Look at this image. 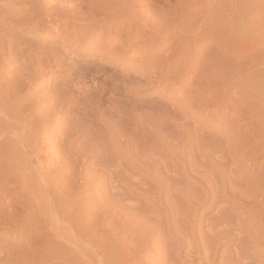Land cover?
Wrapping results in <instances>:
<instances>
[{
    "label": "rangeland",
    "instance_id": "374dc122",
    "mask_svg": "<svg viewBox=\"0 0 264 264\" xmlns=\"http://www.w3.org/2000/svg\"><path fill=\"white\" fill-rule=\"evenodd\" d=\"M21 1L0 0V13L3 12L0 15V29L3 27V30H0L2 37L0 47L3 46L2 48L8 53L11 45L21 47L25 41L28 43L22 45L20 48L22 52L19 50L22 55L19 54L16 64L12 66L28 59L29 54L34 53L36 57L38 55L34 65L37 63L36 70L39 69L30 82L25 79V82H29L31 86L28 88L26 102H30L31 104L27 103L32 105V108L34 107L33 110L31 109V117L33 116L31 119H36V117L39 119H33L35 125L36 123L41 125L45 121L50 122L40 131L38 146L36 145L35 148L36 154L32 152L29 154L21 146L14 144V153L17 150L23 152L20 151L21 154L20 152L18 154L17 151V155L15 154L17 163L19 160L21 163L19 162V165L14 163L18 165L14 166L19 167V170L23 165L25 168L30 164L28 168H25L26 170L24 168L23 170L30 178L28 180L27 177V182L31 188H34L32 191L36 190L38 193L40 191L41 194L44 188H50L49 185H53L63 193L65 192L68 199L75 200V206L78 203L81 208H84L80 209L84 217L82 223L89 229L85 228L88 231L85 232L86 235L92 233L91 237L87 235L91 240L84 235L87 241L82 238L79 247L70 248L72 250L67 251L69 255L64 253L66 255L63 254L62 257H67L68 261L71 258V262L81 259L79 261L81 264H118L119 262V264H231L232 260L234 264L237 262V264H264V181L262 182L264 180V122L261 118L264 119V114L262 115L264 113V80H262L264 79V67L257 62H250L259 53L249 58L245 57L240 61L242 65L240 62L232 61L234 65L232 62L229 64L230 61L225 62L222 64L224 65L222 66L223 71L216 72L213 65L207 63L205 69L210 70L213 67L210 70L213 74L204 70L207 75L200 77L202 81L197 78L204 69L201 68L203 57H206V53L207 56L209 54L206 50L212 47L207 45L202 48L201 45L206 38L203 32L206 28L208 30L211 18V13L205 12L208 9L206 0H198L199 2L195 3L196 7L200 5V10L205 8L202 12L200 11V16H202L197 18V23L191 14L193 10L191 12V8L188 7L194 0H169L171 2L163 0V4L165 3L168 8L166 9L165 4V9L162 5L161 7L156 6L160 9V11L157 10L158 12L153 11L156 8L153 7L152 0H142L143 3H140L142 5L138 4L141 0H132L131 8L132 6L134 8L130 9L132 12H129L128 17L133 16L131 17L133 19L139 17L140 21L130 18L128 26L129 28L132 25L136 27L137 22L135 21H139L140 28H136L138 30L131 32L133 35L130 33L129 36H135L138 39L134 41L135 45L131 46V50L118 51L116 60L109 56L114 53L110 51V47L106 50L108 55L102 56L86 51L83 40L77 42L76 45L72 44L70 42L73 39L71 33L76 28L75 24L70 20H61L59 16L56 17L57 15H50L54 8L50 10L46 7L52 0H45V3L43 0ZM132 1L130 0V3ZM149 1L152 6L147 4ZM223 1L229 3L230 0ZM242 1L247 4L250 0ZM37 2L48 5L43 8L42 3L38 5ZM253 2L260 16L258 22L255 23V31L261 32L264 37V0H253ZM177 4L178 6L183 5L181 9H177ZM169 8L174 11L169 13ZM187 8L190 12L185 10ZM136 9L139 11L134 12ZM39 10L42 13H39ZM44 11L48 13V16H44ZM141 11L146 12L143 16L149 15L148 17L154 24L153 22L151 24L148 17L142 19L143 16H137ZM118 13L121 15L122 12ZM10 14L12 18H8L11 17ZM185 17H187V22ZM236 18L235 22H237ZM147 20H150L149 25ZM130 22L132 25L129 24ZM203 22L204 26L201 24ZM190 24L193 26L200 24L201 29L198 27L191 29ZM151 25H153L152 28ZM35 26L40 30L38 31ZM128 26L124 31L129 30ZM160 26L162 28L165 26L166 30L170 29L166 32L165 27L162 29ZM89 27L85 25L82 30L76 29V31L86 36L84 31ZM143 27L144 30L145 28L148 30L144 31ZM153 28L162 33L158 34ZM32 29L36 33H33ZM139 30H143L144 34ZM137 32L139 35L136 34ZM11 34L15 35L16 39L21 40L23 37L25 41L22 39L23 42L22 40L14 41L18 44H13V40L10 41L13 36ZM9 35L11 39L8 38ZM176 35L180 38V42L184 44L187 42L185 45H189V54L185 50L180 56L176 53L180 51V49L175 50L178 46V39L174 37ZM149 36L154 38V41L150 40ZM7 38L9 40L6 42ZM96 41L95 46L98 43ZM140 41H144L142 51L138 50L143 44ZM111 45H116V42H112ZM2 48L0 51H3ZM25 49L26 52H24ZM245 49L244 51L247 50ZM39 53L49 58L46 61L47 65L43 62L45 58L39 57ZM186 53L187 55L184 56ZM1 54L2 52H0V60L2 58L6 61L10 60L9 55L5 54V57L4 55L2 57ZM176 56L181 62L175 59ZM208 57L213 59L211 55ZM39 59L43 60V64L39 62ZM210 61L208 62L211 63ZM59 62H62V65H57ZM22 64L21 66H24L22 71L32 69L30 65ZM227 64L230 66H225ZM76 65L80 66L78 72L74 70ZM8 73L11 74L10 72L3 74V79L9 77ZM223 80L224 83H222ZM239 86H242V89ZM53 100H56V105ZM80 101H85L84 104L82 103L84 108L90 106L87 109L89 112L83 110L84 108L80 109L82 106ZM85 103L89 106L85 107ZM240 103L243 108L238 109V112L234 107ZM49 104H53L54 107H49L50 112L47 114L46 109L50 106ZM43 111L45 113H42ZM77 111H80L79 115ZM81 112L84 116L80 115ZM71 124L83 129L79 136L73 135V138L71 135L70 138L69 135L70 139L67 140L69 141L67 144L63 141L65 140L63 133L70 127H74ZM5 137V140L12 142L10 135ZM4 138L0 139V142ZM46 141H51L50 147ZM56 146L62 147H57L59 152L55 149ZM38 153L40 156L37 155ZM76 153L81 156H77ZM66 154L71 157L68 158ZM75 159H79V162L75 163L73 161ZM61 166H64L65 170ZM60 170H63V173ZM247 180H251L248 181L251 183ZM7 199L9 200V197H3L0 200V204L6 207L2 205L0 208L4 214L11 212L7 204H4L8 202ZM41 209L37 210L38 213L35 215L43 213ZM11 219L14 217L10 216L9 220ZM1 222L0 250L4 246V249L9 251L11 249L13 252L18 245L20 247L26 242L27 232L23 231L25 225L22 226V222L17 223L21 225V229L19 227L14 230L12 224ZM222 233L224 236L219 235ZM37 237L38 234H34L32 239ZM62 241L66 246L62 248L59 243L60 250H64L68 245L67 241ZM116 249L119 251L117 252ZM242 251L243 257H241ZM0 253H2L0 256L4 255L3 251ZM70 255H73L74 259L69 257ZM77 256L82 258H76ZM121 257H124V260ZM207 257L210 258L209 261L205 260ZM228 258L232 260L228 262ZM71 262L69 261L70 264H75ZM19 264L22 263L19 262Z\"/></svg>",
    "mask_w": 264,
    "mask_h": 264
},
{
    "label": "bare ground",
    "instance_id": "6f19581e",
    "mask_svg": "<svg viewBox=\"0 0 264 264\" xmlns=\"http://www.w3.org/2000/svg\"><path fill=\"white\" fill-rule=\"evenodd\" d=\"M21 1V0H20ZM25 1V0H24ZM29 1V0H28ZM36 1V0H35ZM40 1V0H39ZM44 1V2H43ZM42 2L45 3V0H43ZM132 1V0H131ZM153 1V7L156 8V10L152 9L153 11H156L158 12L157 10L159 9V7L157 8L156 6H160L161 5L164 7L165 5L163 4V0H152ZM169 1V0H168ZM184 1V0H183ZM193 1V0H192ZM191 1V2H192ZM198 0H194V2L191 3L190 6H188V4H190V1H188L189 3L186 5L188 7L191 8V12L193 10V12L191 13L193 16V18H195L196 20V23H197V18L200 16V13L205 9L203 8V10H200L199 7H196L195 6V3L197 2ZM200 1V0H199ZM198 1V2H199ZM207 1V10L205 12L207 13H211V18L209 20V23H208V30L206 28V30H204L205 32L204 35L206 36L205 38V41L202 45V48L203 46H207V45H211L212 47H210V49L206 48L207 52H209L208 56H213V59H210L211 57H208L207 56V53L206 51L204 52V55L206 53V57L204 56L203 57V64L201 65L202 67L201 68H204L201 73L199 74L200 76H198L197 78L200 79V77H204L206 74V71L204 70H208L205 69L206 68V65L208 63V65H213L215 71L217 72L218 70L220 71H223V67L224 65H222L223 63L227 62L229 63L228 61H230L229 64H231L232 61L234 62H240L242 61L245 57H250L252 56L253 54H257L259 53V55H256V57L252 58L253 60H249L250 62L254 63V62H257L260 64V66L264 67V37H262V33L261 32H257L255 31V23L258 22V18H260L258 12H257V8H255V4L253 2V0H250L247 4L244 3V1L242 0H230L229 3H226L224 2L223 0H206ZM228 1V0H227ZM17 2V1H16ZM22 2V1H21ZM26 2V1H25ZM41 2V3H42ZM48 2V1H46ZM139 5H142L140 3H143L142 0L141 2L138 1ZM171 2V1H169ZM186 2V1H185ZM33 3V2H32ZM38 5H40L41 3L40 2H37ZM43 3L41 4V6L43 5ZM133 3V1L130 3V0H52L51 2H49V6H47L46 8L52 10L53 8V11L50 13L51 16H55L57 15L56 17L58 18H61V20L63 19H66V20H70L71 22H73L75 24V27L74 28V32L71 33L72 34V37L73 39L70 40V42H72V44L76 45L77 42H79L80 40H83L84 41V46H85V49L86 51L92 53V54H96V55H102V56H105V55H108L106 50H108V48L110 47V51L114 52L113 54H110L109 56H112L113 59H118V54L117 52L118 51H124V50H131V46L132 45H135L134 43L137 41V37L135 36H129V34L133 31H137L136 28H140L138 26V22L140 21L138 18H131L133 16H130L128 17V14L129 12H132L130 11V9L132 10L134 8V6H132L133 8H131V4ZM136 3V1H135ZM134 3V4H135ZM205 3V2H204ZM224 3V4H222ZM257 3V2H255ZM14 4V3H13ZM46 4V5H48ZM133 4V5H134ZM146 4V3H144ZM147 4H150L151 5V2L149 1V3ZM45 4L42 6L44 8V6H46ZM139 5H136V6H139ZM176 5V4H175ZM203 5V4H202ZM146 6V5H145ZM152 6V5H151ZM181 6H183L181 4ZM181 6H178L177 4V9L180 8ZM36 7V6H35ZM39 7V6H38ZM144 7V6H143ZM166 9L168 8L167 5L165 6ZM164 7V9H165ZM206 7V6H204ZM45 8V9H46ZM138 8V7H137ZM174 8V7H173ZM184 8V7H183ZM193 8V9H192ZM38 9H41V8H38ZM44 9V10H45ZM47 9V10H48ZM139 9V8H138ZM163 9V8H162ZM161 9V10H162ZM170 9V8H169ZM172 9V7H171ZM170 9L169 13L172 11ZM181 9V8H180ZM202 9V8H201ZM256 9V10H255ZM46 10V11H47ZM176 10V9H175ZM186 11L189 10V8L185 9ZM44 11V16L47 15L48 16V11L46 12ZM137 11L134 10V12ZM139 11V10H138ZM137 11V12H138ZM151 11V10H150ZM160 11V9H159ZM174 11V10H173ZM172 11V12H173ZM182 11V10H181ZM184 11V9H183ZM201 11V12H200ZM19 12V11H18ZM41 12V10H39V13ZM118 12H122L121 15L118 13ZM136 12V14H137ZM142 12V11H141ZM139 12L137 14V16H143L145 13L142 12ZM154 12V13H156ZM164 12L168 13L167 11L164 10ZM162 12V13H164ZM3 13V12H2ZM0 13V15L2 14ZM5 13V12H4ZM11 13V12H10ZM39 13L37 15H39ZM42 13V12H41ZM160 13V14H162ZM164 13V14H166ZM182 13V12H181ZM21 14V12L19 13ZM62 14H65L62 16ZM118 14V15H117ZM123 14V15H122ZM141 14V15H140ZM148 14V13H147ZM152 14V12H151ZM159 14V13H158ZM176 14V13H175ZM189 14V13H188ZM206 14V13H204ZM9 16V14H7ZM157 15V13H156ZM163 15V14H162ZM171 15V14H170ZM181 15V14H179ZM178 15V16H179ZM11 16V14H10ZM20 16V15H19ZM41 16V15H40ZM50 16V17H51ZM149 16V15H148ZM146 16V17H148ZM160 16V15H159ZM158 16V17H159ZM177 16V17H178ZM183 16V15H181ZM190 17V15H188ZM187 16V17H188ZM202 16V15H201ZM200 16V17H201ZM1 17V16H0ZM143 16L142 19L146 18ZM151 17V16H150ZM153 17V15H152ZM184 17V16H183ZM187 17H185V21L187 19ZM191 17V18H192ZM236 17H238L239 19H237ZM5 18V17H4ZM3 18V19H4ZM8 18H12L11 17H8ZM29 18V17H28ZM133 19V20H136L138 19L139 21H135L137 22V25L136 27L134 28L133 25L131 24V22L129 24H131L132 26L129 28L128 26V22H129V19ZM149 18V17H148ZM155 18H157L155 16ZM209 18V17H208ZM235 18L237 19V22H235ZM2 19V20H3ZM147 19V18H146ZM150 19V18H149ZM171 19V18H169ZM173 19V18H172ZM180 19V18H179ZM184 19V18H183ZM204 19V18H203ZM1 20V19H0ZM14 20V19H13ZM20 20V19H19ZM132 20V21H133ZM151 20V19H150ZM149 20V21H150ZM157 20V19H156ZM182 20V19H181ZM200 20V19H199ZM17 21V20H16ZM143 21V20H142ZM141 21V22H142ZM148 21V20H147ZM149 21H148V25H149ZM171 21V20H170ZM169 21V23H170ZM188 21V20H187ZM186 21V22H187ZM29 22V21H28ZM40 22V21H39ZM134 22V21H133ZM152 20H151V24H152ZM156 22V21H155ZM166 22V21H165ZM208 22V20H207ZM1 23V22H0ZM144 23V22H143ZM142 23V24H143ZM157 23V22H156ZM168 23V22H167ZM166 23V24H167ZM184 23V21H183ZM6 24V23H4ZM40 24V23H38ZM37 24V25H38ZM136 24V23H134ZM141 24V23H140ZM139 24V25H140ZM147 24V23H146ZM154 24V22H153ZM161 24V23H160ZM165 24V26H167ZM185 24V23H184ZM194 24V23H193ZM193 24H190L191 25V29H194V27H198V29H201V25L199 24L197 26H193ZM202 26H204V22L201 23ZM207 24V23H206ZM10 25V24H9ZM85 25H89V29H85L86 31H84V33H86V36H83L81 33L80 35V32L77 33L76 29L78 30H82L84 28ZM145 25V24H143ZM146 25V26H148ZM157 25V24H156ZM11 26V25H10ZM32 26V25H31ZM128 26L129 30L126 32V30L124 31V29H126ZM138 26V27H137ZM141 26V25H140ZM159 26V25H158ZM164 26V27H165ZM172 26V25H171ZM170 26V27H171ZM178 26L180 27V24H178ZM182 26V25H181ZM189 26V25H188ZM262 26V25H260ZM259 26V27H260ZM8 27V26H7ZM30 27V26H29ZM41 27V25H40ZM153 27V25H151V28ZM155 27V26H154ZM161 27V26H160ZM163 27V28H164ZM263 27V26H262ZM260 27V28H262ZM10 28V27H9ZM9 28H8V31H9ZM35 28H39V27H36ZM42 28V27H41ZM148 28V27H147ZM150 28V29H151ZM158 28V27H156ZM162 28V27H161ZM162 28V29H163ZM168 28V27H167ZM185 28V27H184ZM188 28V27H187ZM189 28V29H190ZM195 28V29H196ZM3 30V27L1 28ZM0 29V30H1ZM155 29V28H153ZM166 30V27L164 28ZM170 29V28H169ZM167 29V30H169ZM179 29V28H178ZM183 29V28H182ZM187 29V30H189ZM190 29V30H191ZM196 29V30H198ZM31 30V29H30ZM38 30V29H37ZM40 30V29H39ZM38 30V31H39ZM42 30V29H41ZM122 30V32L119 33V31ZM143 30H144V27H143ZM142 30V31H143ZM145 30H148L145 28ZM144 30V31H145ZM161 30V29H160ZM166 30V32H167ZM172 30V29H171ZM175 30V29H174ZM185 31V29H183ZM13 31V30H12ZM32 31H34L32 29ZM139 30V32H142ZM152 31V30H151ZM156 32H158L156 29H155ZM259 31V30H258ZM263 31H264V27H263ZM5 32V31H4ZM4 32H2L4 34ZM20 32V31H19ZM31 32V31H30ZM177 32V30H176ZM179 32V31H178ZM33 33H36L35 31ZM144 34V32H142ZM153 33V32H152ZM159 33H162V32H158ZM174 33V31H173ZM185 33V32H184ZM187 33V32H186ZM132 34V33H131ZM130 34V35H131ZM138 34V32L136 33ZM142 34V35H143ZM154 34V33H153ZM157 34V35H158ZM175 34V33H174ZM178 34V33H177ZM188 34V33H187ZM13 35V34H11ZM98 35V36H97ZM133 35V34H132ZM139 35V34H138ZM155 35V34H154ZM182 35V34H181ZM203 35V34H202ZM4 36V35H3ZM17 36V35H16ZM98 38H97V37ZM144 36V35H143ZM142 36V37H143ZM10 37V35L8 36V38ZM11 39L10 41L13 40V44L15 43L14 41H21L23 39V37L21 38H17L15 37V35L11 36ZM13 37H15V39H13ZM145 37V36H144ZM155 37V36H154ZM174 37H177L174 36ZM183 37V35H182ZM0 38H2L0 36ZM5 38V37H3ZM7 38L6 42L9 40ZM97 38V39H96ZM147 38V37H146ZM150 40H153L154 38H151L149 36ZM147 38V39H149ZM6 39V38H5ZM4 39V40H5ZM103 39L105 41H103ZM178 46H176L177 48L175 50H179V52H176L178 53V55L180 56L183 52V50H185V52H189L190 48H189V45H185L187 44V42L184 44V42H180V38H178ZM176 39V40H177ZM183 39V38H182ZM1 40V39H0ZM3 40V41H4ZM24 40V39H23ZM22 40V42H23ZM98 41L97 45L95 46V41ZM136 40V41H135ZM180 40V41H179ZM185 40V39H184ZM2 41V42H3ZM25 41V40H24ZM96 41V42H97ZM135 41V42H134ZM139 41V40H138ZM149 41V40H148ZM154 41V40H153ZM1 42V44H2ZM21 42V43H22ZM26 42V41H25ZM24 42V43H25ZM112 42H116V45H111ZM141 42V41H140ZM138 42V43H140ZM144 41L141 42V44L143 43ZM194 42V41H193ZM203 42V41H202ZM5 43V41H4ZM10 43V42H9ZM23 43V44H24ZM83 43V42H82ZM148 43V42H147ZM8 44V43H7ZM15 44H18V43H15ZM22 44V45H23ZM28 43H25L24 45H27ZM137 44V43H136ZM140 44V45H141ZM175 44V43H174ZM193 44V43H191ZM10 45V44H9ZM21 45V44H19ZM21 45V47H22ZM30 45V43H29ZM28 45V46H29ZM144 43L142 44V47L138 50H141L143 49V46ZM17 46V45H16ZM80 46V45H79ZM3 47V46H2ZM0 47V48H2ZM14 47V48H13ZM11 45V48L9 49V54L5 52V50L3 49V51L1 50L0 52H2L1 56L4 55L5 57V54L6 55H9L10 57V60L6 61L5 58H2L0 60V139H3L6 135H10V138H11V141L12 142H6L5 138L4 140H2V142H0V200L4 198H7L9 197V200L8 202L4 203V204H7V208L11 209V212L9 211L8 214H4L3 212H1L0 210V224L2 223L1 221H3L4 223L6 224H12L11 226L13 227L14 230L18 229L20 227L21 229V225H18L22 224V226L25 225V228H24V232L26 231L27 232V235L26 233H24L26 236H25V243L24 244H21L20 247L17 246V248H15V250L12 252L11 249L10 251L9 250H6L4 249L2 246V249L0 250V252L3 251V256H0V264H3L4 262L7 263V264H16L18 261L21 262L22 264H70L69 261L71 262V258L67 259L66 258H63L62 255L64 253H67V255H69V253L67 252L70 248L72 247H79L78 245L81 243V240L82 238L84 239V235H86L85 232H88L87 230V227H84V223H82V220L84 217L82 215L83 212H81V209H84V208H81L79 206V204L77 202L76 206L74 204V198H72L70 195L69 197H71L74 201L68 199V195L64 194L62 192V190L60 191V189L58 190L57 186H53L54 188H52L51 185L50 188H44V190L42 191V193L40 194V191L39 193L35 190L32 191V189L34 188H31L30 184L28 185V182H27V177H28V180L30 179L29 176L27 175V172L24 171L26 170L25 168H28V166L30 165L29 164V161H28V166H26L25 168L22 166V169H19L18 168H15L17 167L21 162V160L16 161V158H15V154L17 153L16 149V153H14V147L15 145H19L21 146L22 148H24V150L29 154L30 152L36 154L37 152L35 151L36 147L38 146L37 142H38V136L40 135V131L42 130V128H45V125L46 124H49L50 121H45L44 123H39L41 125H38V123H36L37 125H35V122L33 121V119H31V115H32V110L33 108L31 107L32 105L28 104L26 102V97H27V94H28V88L31 87L30 86V81L33 79V75H35V73L37 72V69L36 70V67L34 65L35 61L37 60V57L34 56L33 54H29L28 55V59H24L25 61H23L20 56V59L21 61H23L22 63L18 62L17 64L18 65H15V66H12V64H16V59L17 57L19 56V54L22 52L21 51V47L17 46H13ZM76 47V46H75ZM149 47V46H148ZM6 48V47H5ZM7 48H9L7 46ZM31 48V47H30ZM194 48V47H193ZM248 50H246V49ZM198 49H199V46H198ZM244 49L247 51H244ZM21 52H20V51ZM24 50V49H23ZM144 50V49H143ZM27 50L25 49L24 52H26ZM28 51H31V50H28ZM35 51V50H34ZM195 51V50H193ZM201 51V50H200ZM36 52V51H35ZM40 52V51H39ZM44 53V52H43ZM89 53V54H90ZM184 54L185 55H187ZM192 53V52H191ZM201 53V52H200ZM40 54V53H39ZM47 54V53H46ZM189 54V53H188ZM203 54V53H202ZM201 54V56H202ZM213 54V55H212ZM22 55V53L20 54ZM45 55V54H40L39 57L42 58V56ZM122 55V54H121ZM173 55V54H172ZM262 55V57L260 56ZM183 56V55H182ZM181 56V57H182ZM183 56V57H184ZM197 56V55H196ZM3 57V56H2ZM15 57V58H14ZM177 57V56H176ZM182 57V58H183ZM190 57V56H188ZM198 57V56H197ZM197 57H196V61H197ZM200 57V56H199ZM8 57H6L7 59ZM45 58L43 61L42 59ZM43 58L40 60L39 59V62L43 61L45 62V65H47L46 61L49 60V58L47 56H43ZM51 58V57H50ZM179 57L175 58L177 59V61L180 59H178ZM185 58V57H184ZM206 58V59H204ZM120 59V58H119ZM18 60V61H20ZM51 60V59H50ZM56 60V58L54 59ZM188 60V59H187ZM191 60V59H190ZM211 60V61H210ZM7 63H6V62ZM198 61H200V59L198 58ZM208 61H210L211 63H209ZM38 62V63H39ZM40 62V63H41ZM42 62V64H43ZM178 62H181V61H178ZM188 62V61H186ZM195 62V61H194ZM214 62V63H213ZM232 62V65H234ZM57 63V62H56ZM189 63V62H188ZM202 63V62H201ZM256 63V64H257ZM22 65H30L32 69H30L29 71H25L24 70L22 71V69H24L23 67L24 66H21ZM62 65V62H59L57 65ZM200 64V63H199ZM241 64V62H240ZM231 65V66H232ZM236 65V64H235ZM238 65V64H237ZM236 65V66H237ZM242 65V64H241ZM35 66V67H34ZM223 66V67H222ZM225 66H228L225 65ZM230 66V65H229ZM228 66V67H229ZM234 66V67H236ZM240 66V65H238ZM61 67V66H60ZM80 66H75L74 70L75 72H78L80 71ZM213 67L211 69H213ZM226 67V68H228ZM233 67V66H232ZM233 67V68H234ZM210 68V67H209ZM233 68H231L233 70ZM237 68V67H236ZM239 68V67H238ZM210 69V70H211ZM229 69V68H228ZM242 69V68H241ZM41 70V68H40ZM210 70H208L209 72H211ZM225 70V69H224ZM227 70V69H226ZM239 69H237L238 71ZM207 71V73H208ZM236 71V70H235ZM241 71V70H240ZM7 72H10L11 74H9V77H6L3 79V74L5 75V73ZM215 72V73H216ZM227 72V71H226ZM229 72V71H228ZM234 72V70H233ZM214 73V75H215ZM236 73V72H234ZM239 73V72H238ZM210 74H213L212 72ZM208 73L209 76L212 77V75H210ZM230 74V73H229ZM232 74V72H231ZM37 75V74H36ZM204 75V76H203ZM213 75V80L215 78V76ZM237 76V74H236ZM207 77V76H206ZM264 77V76H263ZM25 79L29 80V82H25ZM36 79V77H35ZM198 79V80H199ZM233 79V78H232ZM235 79V77H234ZM262 79V77H261ZM201 80V79H200ZM208 80H209V77H208ZM207 80V81H208ZM218 80H220L218 78ZM264 80V79H262ZM202 81V80H201ZM206 81V82H207ZM217 81V79L215 80ZM200 82V81H199ZM204 82V81H203ZM214 82V81H213ZM212 82V83H213ZM230 82V81H228ZM234 82V81H233ZM264 82V81H263ZM34 83V82H33ZM224 83V80L223 82ZM217 84V83H216ZM243 84V83H242ZM245 84V83H244ZM243 84V85H244ZM78 85V84H77ZM214 85V84H213ZM230 85V84H229ZM237 85V84H236ZM242 85V86H243ZM250 85V84H249ZM258 85V84H257ZM264 85V83H263ZM227 86V84H226ZM233 86V84H232ZM242 86H239L240 88ZM219 87V86H218ZM247 87H250L247 85ZM246 87V88H247ZM231 88V86H230ZM253 88V86H252ZM70 89V88H69ZM217 89V88H216ZM229 89V88H228ZM242 89V88H241ZM251 89V87H250ZM254 89V88H253ZM252 89V91H253ZM219 90V89H218ZM230 90V89H229ZM232 90V89H231ZM263 90V89H262ZM225 91V90H224ZM245 91V89H244ZM231 92V91H230ZM234 92V91H233ZM31 93V92H29ZM225 93V92H224ZM227 93V92H226ZM62 94V93H61ZM233 94V93H232ZM236 94V93H234ZM253 94V93H252ZM57 95V94H56ZM223 95V94H222ZM58 96V95H57ZM60 96V95H59ZM58 96V97H59ZM90 96V95H89ZM227 96V94H226ZM57 97V99H58ZM86 97V96H85ZM61 98V96H60ZM87 98V97H86ZM90 98V97H89ZM226 98V97H225ZM238 98V97H237ZM53 99V98H52ZM56 99V98H55ZM83 100H85V98L83 97ZM240 100V99H239ZM51 101V100H50ZM54 101V100H53ZM56 101V100H55ZM54 101V104L57 103ZM82 101V99H81ZM80 101V104L82 105L83 102ZM59 102V101H58ZM53 103V102H52ZM89 103V102H88ZM85 103V107L89 106V104L91 103ZM84 104V103H83ZM88 104V105H87ZM234 104V103H233ZM34 105V104H33ZM50 105V104H49ZM56 105V104H55ZM59 105V104H58ZM51 106L54 107L53 104H51L50 106H48V108L46 109L47 110V114H49L48 112H50V109L49 107L51 108ZM77 106L79 107V105L77 104ZM238 106V107H236ZM234 108L237 109H241L243 108L241 103L240 105L237 104ZM62 107V106H61ZM60 107V108H61ZM76 107V109L78 108ZM90 107V106H89ZM88 108H84L83 105L81 106L80 109L84 108L83 110H85L86 112L88 111L87 109ZM32 109V110H31ZM44 109V108H43ZM54 109V108H52ZM79 109V108H78ZM45 110V111H46ZM82 110V111H83ZM45 111H43L42 113H45ZM60 112V111H58ZM89 112V111H88ZM239 112V111H238ZM78 115L80 113V111L78 112ZM75 114V113H74ZM264 113H262L263 115ZM81 116H84V113L80 114ZM86 115V114H85ZM56 116V115H55ZM58 116V115H57ZM75 116V115H74ZM77 116V115H76ZM80 116V117H81ZM39 117V116H38ZM79 117V118H80ZM51 118V117H50ZM54 118V117H53ZM77 118V117H76ZM82 118H85V117H82ZM262 118V121L264 122V119L263 117ZM87 119V118H86ZM85 119V120H86ZM35 120H39L37 117ZM49 120V119H48ZM79 120V119H78ZM82 120V119H81ZM72 122V120H71ZM74 123V121L72 122ZM258 123V122H257ZM76 124H78L76 122ZM75 124V125H76ZM88 124H91V123H88ZM264 124V123H263ZM34 125L36 127H34ZM74 126V124H71V126ZM82 125V124H81ZM84 125V124H83ZM72 126V127H73ZM79 126V124L77 125ZM86 126V125H85ZM84 126V127H85ZM85 128H88V127H85ZM65 129V128H64ZM83 129V128H82ZM81 127H76L74 126L73 128L70 127V129L66 130L63 135L65 138V142H67L68 139L71 138V135L73 137V135L76 136H79V134L81 133ZM44 130V129H43ZM85 130V129H84ZM84 132V131H82ZM88 132V131H87ZM25 133V134H24ZM93 133V132H92ZM97 133V132H96ZM83 134V133H82ZM81 134V135H82ZM48 135V134H47ZM69 135H70V138H69ZM85 135V134H84ZM88 135V134H87ZM50 136V135H49ZM52 136V135H51ZM92 136V135H91ZM91 136H88V137H91ZM96 136V135H95ZM9 138V137H8ZM46 138V137H45ZM74 138V137H73ZM87 138V137H86ZM43 139V138H42ZM47 139V138H46ZM62 139V138H61ZM10 140V139H9ZM50 140V138H49ZM52 140V139H51ZM1 141V140H0ZM3 141H5L3 143ZM48 141V139H47ZM46 141V142H47ZM59 141V140H57ZM62 141V142H63ZM71 141V140H70ZM14 142V143H13ZM55 142V141H54ZM69 142V141H68ZM67 142V144H68ZM76 142V141H74ZM51 144V141L50 142H47L46 144L48 145V147H50L49 145ZM57 143V142H56ZM15 144V145H14ZM45 144V145H46ZM61 144V142H60ZM66 144V145H67ZM71 144V143H70ZM37 145V146H36ZM66 145H64L66 147ZM63 146V148H65ZM71 146L73 147V144H71ZM80 146V145H79ZM20 147V148H21ZM47 147V146H46ZM56 146V150L58 148H62V147H58ZM68 147V146H67ZM76 147V146H75ZM53 148V147H52ZM74 148V147H73ZM32 149V150H31ZM71 150H73L72 148H70ZM21 151V150H20ZM18 151V154L19 152ZM24 151V152H25ZM38 151V150H37ZM60 151V150H59ZM57 150V152H59ZM61 151H63V149H61ZM65 151V150H64ZM22 152V151H21ZM20 152V154H21ZM43 151H41L42 153ZM53 152V151H51ZM56 152V153H57ZM70 152V151H69ZM73 152V151H72ZM23 153V152H22ZM26 153V154H27ZM54 153V152H53ZM67 153V151H66ZM71 153V152H70ZM77 154V153H76ZM17 155V154H16ZM37 155L40 156V153H38ZM53 155V154H52ZM63 155V154H62ZM68 158H70L68 156V154H66ZM70 155V154H69ZM80 155V154H79ZM77 154V156H79ZM23 156V155H22ZM60 156V155H59ZM58 156V157H59ZM76 156V155H75ZM81 156V155H80ZM79 156V157H80ZM20 157V155H19ZM33 157V156H32ZM62 157V156H61ZM65 156L63 155V158ZM29 158V157H28ZM34 158V157H33ZM47 158V157H46ZM45 158V160H46ZM73 158V157H72ZM76 158V157H75ZM36 159V157H35ZM48 159V158H47ZM42 160V159H41ZM65 160V159H64ZM63 160V161H64ZM48 161V160H47ZM46 161V162H47ZM59 161V160H58ZM69 161V160H68ZM75 161V163H78L79 162V159H75L73 160ZM20 162V163H19ZM23 162V161H22ZM45 162V163H46ZM62 162V161H61ZM72 162V161H71ZM14 163H17V164H14ZM27 163V161H26ZM25 163V165H26ZM51 163V162H50ZM70 163V162H69ZM14 165H17V166H14ZM69 165V164H68ZM67 165V166H68ZM75 166V164H72ZM60 166V165H59ZM70 166V165H69ZM62 167V166H61ZM64 167V166H63ZM62 167V168H63ZM76 167V166H75ZM24 168V170H23ZM59 168V167H58ZM69 168V167H67ZM66 168V170H68ZM71 168V167H70ZM74 168V167H73ZM30 169V167H29ZM60 169V168H59ZM64 169V168H63ZM65 170V169H64ZM72 170V169H71ZM61 171V170H60ZM63 171V170H62ZM61 171V172H62ZM70 172V171H69ZM63 173V172H62ZM59 177H60V174L58 173ZM40 176V174H39ZM57 176V175H56ZM63 177V176H62ZM70 177V175H69ZM61 178V177H60ZM64 178V177H63ZM247 178V177H246ZM249 179V178H248ZM58 180V179H57ZM65 180V179H64ZM236 180V179H235ZM32 181V180H31ZM37 181V180H36ZM244 181V180H243ZM248 181H251V180H247ZM254 181V179H253ZM252 181V182H253ZM264 180H262L263 182ZM30 182V181H29ZM54 182V181H53ZM56 182V181H55ZM64 182V181H63ZM67 182V180H66ZM236 182V181H235ZM255 182V181H254ZM261 182V183H262ZM31 183V182H30ZM37 183V182H36ZM52 183V182H51ZM246 183V182H245ZM248 183H251V182H248ZM38 184H40L38 182ZM240 184V183H239ZM44 185V184H43ZM56 185V184H55ZM59 185V184H58ZM67 185V184H66ZM233 186V184H232ZM234 187V186H233ZM250 187V186H249ZM253 187V186H252ZM40 188V187H39ZM60 188V187H59ZM64 188V187H63ZM53 189V190H52ZM66 189V188H65ZM240 189V188H239ZM39 190V189H38ZM52 190V191H51ZM67 190V189H66ZM238 190V189H237ZM64 191V190H63ZM242 191V190H241ZM14 192V193H12ZM238 192V191H237ZM240 192V191H239ZM76 195V194H74ZM77 197V195H76ZM21 198V199H20ZM6 201V199H5ZM77 201V200H76ZM3 202V200H2ZM1 203V202H0ZM3 204H0V208L4 207L5 205ZM2 206V207H1ZM6 208V207H4ZM42 208V209H41ZM46 208L47 209V213L44 211V209ZM81 208V209H80ZM43 211V213H39L37 215H35V213H38L37 210H40ZM45 209V210H46ZM264 210V208H263ZM40 212V211H39ZM49 212V214H48ZM61 212V214L59 213ZM85 213V212H84ZM12 216L14 217V219H11L9 220V217ZM85 216H87L85 214ZM87 218V217H86ZM220 219V218H219ZM230 220V219H229ZM221 221V220H220ZM224 222V221H223ZM18 223V224H17ZM41 223V224H39ZM230 223V222H229ZM17 224V225H16ZM63 224L65 226H63ZM216 224V223H215ZM228 224V223H227ZM88 225V224H87ZM217 225V224H216ZM215 225V226H216ZM1 226V225H0ZM9 227V225H7ZM32 226V227H31ZM31 227V228H30ZM47 229H45V228ZM252 227V226H251ZM250 227V228H251ZM23 228V227H22ZM87 230H86V229ZM29 229V231H28ZM31 229V230H30ZM249 229V227H248ZM252 230V229H251ZM20 232V231H19ZM18 232V233H19ZM23 234V235H24ZM34 234H38V237L35 239L33 238L32 239V236ZM92 233H89L87 235H89L90 237L92 235H90ZM224 233L222 234H219L220 236L223 235ZM21 235V234H20ZM86 235V237H87ZM51 236V238L49 237ZM224 236V235H223ZM22 237V236H21ZM24 237V236H23ZM90 237H87V238H90ZM217 238V237H216ZM219 238V237H218ZM22 239V242H23V238ZM55 240H57L56 242H54ZM62 240H65L67 241V247H69L67 249V247H65V251L63 249L60 250L59 246L61 245L62 248H64V246H66L65 243H63L64 241ZM85 240V239H84ZM91 240V238H90ZM87 241V240H85ZM95 241V240H93ZM92 241V242H93ZM70 242V243H68ZM84 242V241H83ZM217 242V241H216ZM243 242V241H242ZM59 243H61L59 245ZM95 243V242H93ZM142 243V242H140ZM241 243V242H240ZM244 243V242H243ZM41 244V245H40ZM43 244V245H42ZM58 244V245H57ZM89 244V243H88ZM15 245V244H14ZM83 245V244H82ZM205 245H207L205 243ZM241 245V244H239ZM60 246V247H61ZM86 246V245H85ZM92 246V245H91ZM16 247V245H15ZM93 247V246H92ZM97 247V246H96ZM207 247V246H205ZM211 247V246H210ZM208 247V248H210ZM213 247V246H212ZM241 247V246H240ZM239 247V248H240ZM242 247H243V244H242ZM13 248V247H12ZM81 248V247H80ZM105 248V247H104ZM109 248V247H108ZM9 249V248H8ZM67 249V250H66ZM77 249V248H76ZM111 249V248H110ZM114 249V248H113ZM118 249V248H117ZM116 249V250H117ZM211 249V248H210ZM209 249V250H210ZM72 250V249H70ZM115 250V252H116ZM241 250V249H240ZM96 251V250H95ZM119 250H117L118 252ZM138 253H139V250H137ZM230 251V250H228ZM5 252V253H4ZM23 254H21V253ZM72 252V251H71ZM75 252V251H74ZM82 252V251H81ZM121 252V251H120ZM211 252V251H209ZM231 252V251H230ZM21 255H20V254ZM62 253V254H61ZM78 253V252H76ZM74 254V255H77V254ZM96 253V252H95ZM105 254H107V252H104ZM123 253V252H122ZM137 253V252H136ZM243 253V251L241 252V254ZM2 255V253H0ZM121 254V253H120ZM228 254V253H227ZM232 254V253H231ZM230 254V255H231ZM240 254V255H241ZM245 254V253H244ZM66 255V254H64ZM63 255V256H64ZM79 255V254H78ZM128 255V254H127ZM82 257L84 256L81 255ZM107 256V255H106ZM109 256V255H108ZM114 256V255H113ZM140 256V255H138ZM69 257H73L72 259H74V256L73 255H70ZM68 257V258H69ZM82 257H76V258H82ZM115 257V256H114ZM137 257V256H136ZM241 257H243V254L241 255ZM88 258V257H87ZM116 258V257H115ZM123 260H124V257H121ZM245 258V256H244ZM111 260V257L109 258ZM113 259V258H112ZM229 259V258H228ZM232 260V258H230ZM230 259L228 262H230ZM247 259V258H245ZM87 260V259H85ZM116 260V259H115ZM115 260H112V261H115ZM122 260V261H123ZM206 261H209L210 258H206L205 259ZM17 261V262H16ZM79 261H81V259H79ZM78 260L75 262V261H72V262H75V264H81ZM119 261V259L117 260ZM116 261V262H117ZM121 261V260H120ZM126 261V260H125ZM129 261V260H128ZM127 261V263H128ZM18 262V264H19ZM71 262V263H72ZM79 262V263H78ZM233 262V260H232ZM231 264H234V262ZM114 263V262H113ZM120 263V262H119ZM118 263V264H119ZM238 263V262H237ZM236 263V264H237ZM112 264V263H111ZM117 264V263H116ZM138 264V263H137ZM240 264V263H239Z\"/></svg>",
    "mask_w": 264,
    "mask_h": 264
}]
</instances>
